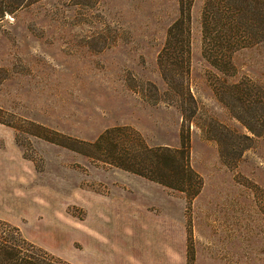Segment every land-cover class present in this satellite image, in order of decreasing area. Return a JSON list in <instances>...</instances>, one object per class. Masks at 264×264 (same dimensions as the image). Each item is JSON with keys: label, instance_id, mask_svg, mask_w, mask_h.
<instances>
[{"label": "rangeland", "instance_id": "obj_1", "mask_svg": "<svg viewBox=\"0 0 264 264\" xmlns=\"http://www.w3.org/2000/svg\"><path fill=\"white\" fill-rule=\"evenodd\" d=\"M204 1L194 101L171 100L157 60L178 0L0 2V220L70 264H264V45L223 75L202 55ZM180 108L194 111L195 197L81 153L123 124L178 146Z\"/></svg>", "mask_w": 264, "mask_h": 264}, {"label": "trees", "instance_id": "obj_2", "mask_svg": "<svg viewBox=\"0 0 264 264\" xmlns=\"http://www.w3.org/2000/svg\"><path fill=\"white\" fill-rule=\"evenodd\" d=\"M4 0H0L3 2ZM19 6L25 0H11ZM28 3L33 0H26ZM194 0H178L179 14L166 30L158 54L160 74L168 83L166 92L172 101L186 95L190 61L191 7ZM14 7L3 9L12 12ZM3 14V13H2ZM203 57L226 77L234 74L233 55L249 47L264 45V0H205L201 13ZM228 87L239 89L237 81ZM180 88H176V86ZM181 109V108H180ZM182 122L178 146L149 145L130 125H114L102 131L90 147L81 153L107 162L150 181L175 188L195 197L201 179L190 164V130L194 111L181 109ZM50 141L56 142L50 138ZM67 146L66 143H61ZM189 253V250H188ZM192 258V255H190ZM0 264H70L48 253L22 236L18 227L0 220ZM188 264H191L188 262Z\"/></svg>", "mask_w": 264, "mask_h": 264}, {"label": "crops", "instance_id": "obj_3", "mask_svg": "<svg viewBox=\"0 0 264 264\" xmlns=\"http://www.w3.org/2000/svg\"><path fill=\"white\" fill-rule=\"evenodd\" d=\"M185 242H186V233H185ZM186 264V263H185Z\"/></svg>", "mask_w": 264, "mask_h": 264}]
</instances>
